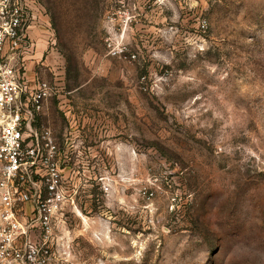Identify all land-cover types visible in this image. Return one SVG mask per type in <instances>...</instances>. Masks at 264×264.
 <instances>
[{
	"label": "rangeland",
	"instance_id": "1",
	"mask_svg": "<svg viewBox=\"0 0 264 264\" xmlns=\"http://www.w3.org/2000/svg\"><path fill=\"white\" fill-rule=\"evenodd\" d=\"M38 2L51 264H264V0Z\"/></svg>",
	"mask_w": 264,
	"mask_h": 264
},
{
	"label": "built area",
	"instance_id": "2",
	"mask_svg": "<svg viewBox=\"0 0 264 264\" xmlns=\"http://www.w3.org/2000/svg\"><path fill=\"white\" fill-rule=\"evenodd\" d=\"M42 10L38 0H0V264H51L54 219L72 197L73 147L62 155L53 131L35 126L59 91L27 77Z\"/></svg>",
	"mask_w": 264,
	"mask_h": 264
},
{
	"label": "crops",
	"instance_id": "3",
	"mask_svg": "<svg viewBox=\"0 0 264 264\" xmlns=\"http://www.w3.org/2000/svg\"><path fill=\"white\" fill-rule=\"evenodd\" d=\"M41 16H42V14L40 15V17ZM34 30H35V26L33 27L32 32H31L33 39L35 38V36L36 37L42 36V34H43L42 31H36V34H35ZM48 46H49L48 43H46V41H44V40H41L39 43H37L36 55L31 58L34 60H31L28 64V69H29V65H31L30 72L27 69V77L29 79L30 78L32 79L34 72H35V69L38 65L45 66L46 61L44 60V55H45V52L47 51V49L49 48Z\"/></svg>",
	"mask_w": 264,
	"mask_h": 264
},
{
	"label": "bare ground",
	"instance_id": "4",
	"mask_svg": "<svg viewBox=\"0 0 264 264\" xmlns=\"http://www.w3.org/2000/svg\"><path fill=\"white\" fill-rule=\"evenodd\" d=\"M30 61H31V60H30ZM30 61H29V62H30ZM29 62L27 63V69H28V64H29Z\"/></svg>",
	"mask_w": 264,
	"mask_h": 264
}]
</instances>
